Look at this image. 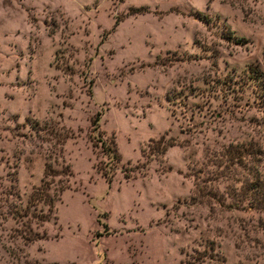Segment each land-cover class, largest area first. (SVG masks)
Listing matches in <instances>:
<instances>
[{"label": "rangeland", "instance_id": "obj_1", "mask_svg": "<svg viewBox=\"0 0 264 264\" xmlns=\"http://www.w3.org/2000/svg\"><path fill=\"white\" fill-rule=\"evenodd\" d=\"M254 175L264 0H0V264H264Z\"/></svg>", "mask_w": 264, "mask_h": 264}, {"label": "trees", "instance_id": "obj_2", "mask_svg": "<svg viewBox=\"0 0 264 264\" xmlns=\"http://www.w3.org/2000/svg\"><path fill=\"white\" fill-rule=\"evenodd\" d=\"M258 77L261 76L260 72L257 71ZM100 112H95L91 119H90V127L91 129H95L97 127V122L99 119ZM99 137V136H97ZM99 141V147L102 149L103 153L108 155L109 158L113 161H118L119 160V154L115 149L114 146V141L113 137H104L103 139L106 140V144L104 143L103 140H100V138H97ZM161 140L160 143V149L159 152H163L166 146L171 145L173 143V140L171 138L163 139L162 137L159 138ZM98 171L101 173V175L104 177V179L109 182L110 178L107 176L106 171L102 167H97ZM49 171V172H48ZM46 171L45 174H49L53 172L50 168ZM61 174H70L69 169L67 168L66 165H63L59 168V172ZM45 184V185H44ZM48 188V184L45 180H41L39 186H37L34 191L31 194L32 199L36 200L39 199L43 204L46 205V209L50 210L52 206V200L50 199L51 196H49L48 192L45 190V188ZM62 188L59 187V191ZM38 191V192H37ZM242 192L245 193V195L248 197L249 200V205L253 208L257 209H264V178L260 177L259 175H254L252 178L247 182V185L242 189ZM98 235V234H97ZM29 241L33 239V237L28 238Z\"/></svg>", "mask_w": 264, "mask_h": 264}]
</instances>
